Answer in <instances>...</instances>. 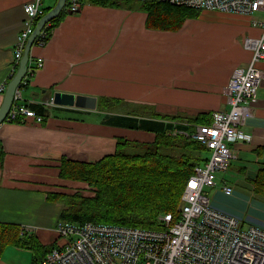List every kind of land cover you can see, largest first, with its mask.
Returning <instances> with one entry per match:
<instances>
[{
  "label": "crops",
  "instance_id": "0c3cea01",
  "mask_svg": "<svg viewBox=\"0 0 264 264\" xmlns=\"http://www.w3.org/2000/svg\"><path fill=\"white\" fill-rule=\"evenodd\" d=\"M29 1L0 0V85L12 73ZM205 16L172 32L149 29L146 12L87 3L79 14L63 18L45 46L32 47V61L43 59L44 66L29 77L24 100L41 105L57 92L97 98L145 95L143 102L162 115L226 112L232 74L253 58L245 39L259 38L262 31L251 24V16L216 11ZM256 67L264 70V61ZM48 110L43 123L29 118L25 124L0 125V222L33 227L30 233L50 248L61 243L57 225L64 205L49 195L86 187L61 179L58 161L96 162L115 153L119 136L151 140L153 135L101 124L96 111ZM241 129L251 139L232 143L236 159L217 174L216 187L206 194L215 210L245 228L264 230V84L253 116ZM35 262L32 250L15 246L0 258V264Z\"/></svg>",
  "mask_w": 264,
  "mask_h": 264
},
{
  "label": "built area",
  "instance_id": "2783aa9c",
  "mask_svg": "<svg viewBox=\"0 0 264 264\" xmlns=\"http://www.w3.org/2000/svg\"><path fill=\"white\" fill-rule=\"evenodd\" d=\"M84 0H67L66 11L77 14ZM135 2L158 1L186 6L199 11H216L251 16V24L261 29L259 38H246L245 46L253 51L246 68L234 70L226 88L230 106L228 112H216L210 125H198L194 132L184 133L206 145L209 160L195 168L188 180L180 204V217L172 214L160 217L162 229L134 228L94 222L58 224L61 243L37 264H264V230L243 227L240 220L211 206L207 189L216 187L217 174L229 169L236 159L232 143L250 140L241 128L253 116L258 102V90L264 84V70L256 67L264 61V0H123ZM45 0H31L25 5L26 17L18 35L12 73L0 86L4 95L11 77L16 74L25 46L38 21L46 14ZM49 24L37 37L45 46L50 38ZM44 60L30 58L27 75L33 76L43 68ZM27 76L17 88L12 110L7 121L17 116L43 118L21 101ZM47 108L55 107L54 98L41 102ZM174 134H178L176 131ZM231 188H226L228 194ZM33 227L25 231L33 232Z\"/></svg>",
  "mask_w": 264,
  "mask_h": 264
},
{
  "label": "trees",
  "instance_id": "16d2710c",
  "mask_svg": "<svg viewBox=\"0 0 264 264\" xmlns=\"http://www.w3.org/2000/svg\"><path fill=\"white\" fill-rule=\"evenodd\" d=\"M101 7L119 8L123 0H86ZM48 7L50 12L57 4ZM147 13L149 29L176 31L202 11L166 2H139ZM66 16V11L49 23V33ZM39 41L36 40L35 44ZM122 98L99 97L96 112L101 124L146 132L151 140L119 136L116 151L96 162H84L63 157L58 161L59 177L86 187L71 191H57L50 200L64 205L61 220L94 222L134 228L162 229L160 217L172 214L180 217V204L188 180L196 167L210 158V150L201 142L186 136L198 125H210L212 114L193 117L162 115L151 105L140 104L134 109ZM43 118L49 117L47 107L30 104ZM124 107V108H123ZM10 123L25 124L29 118L17 116ZM178 132V135L173 133ZM184 132V133H181ZM1 148V144H0ZM1 150V149H0ZM9 246L32 250L35 264L42 261L53 247L40 243L35 234L21 225L0 222V258Z\"/></svg>",
  "mask_w": 264,
  "mask_h": 264
},
{
  "label": "water",
  "instance_id": "95a60500",
  "mask_svg": "<svg viewBox=\"0 0 264 264\" xmlns=\"http://www.w3.org/2000/svg\"><path fill=\"white\" fill-rule=\"evenodd\" d=\"M66 3L67 0H58L54 9H52L39 20L33 34L30 36L24 51V55L20 60L18 70L9 82L3 97V102L0 106V125L6 122L12 110L15 92L20 83L27 76L31 57V49L35 45L37 37L47 24H49L62 13ZM53 98L55 104L62 107H75L82 110L96 111L98 106V98L93 96H77L74 94L57 92Z\"/></svg>",
  "mask_w": 264,
  "mask_h": 264
},
{
  "label": "rangeland",
  "instance_id": "374dc122",
  "mask_svg": "<svg viewBox=\"0 0 264 264\" xmlns=\"http://www.w3.org/2000/svg\"><path fill=\"white\" fill-rule=\"evenodd\" d=\"M55 2H56V0H45V5L46 6H48V7H51V6H54L55 5ZM87 3H89V2H87L86 0H84L83 1V5H82V8H81V10L77 13V14H79L81 11H82V9H83V7H84V5L85 4H87ZM179 6V5H178ZM186 7V6H185ZM116 8V7H115ZM189 8V7H188ZM54 9V8H53ZM119 9H123V10H131V11H133V12H145V10L142 8V6L140 5V3L139 2H135V1H131V2H124L123 3V6L122 7H119ZM63 10H65L66 11V7L63 9ZM199 11V10H198ZM209 12V11H208ZM47 13H49V12H47L46 11V14ZM45 14V15H46ZM207 14V11H202L201 12V17L200 18H202V16H204V17H206L205 15ZM44 15V16H45ZM66 15H76V14H69L67 11H66ZM43 16V17H44ZM194 19H197V18H194ZM198 19H199V17H198ZM39 22V21H38ZM38 24V23H37ZM37 26V25H36ZM47 26V25H46ZM57 28V27H56ZM183 28V27H182ZM181 28V29H182ZM181 29H179V30H176V31H172V32H179ZM53 31H54V29L52 30V31H50L51 32V37H52V35H53ZM27 45V44H26ZM25 48H26V46H25ZM24 51H25V49H24ZM31 58V57H30ZM30 62V61H29ZM18 67H19V65H18ZM17 70H18V68H17ZM16 73V72H15ZM15 75V74H14ZM14 75L11 77V79L14 77ZM29 77H32V76H30L29 74L27 75V78H29ZM11 79L9 80V81H11ZM262 86V85H261ZM260 86V87H261ZM260 87H259V89H260ZM31 91V90H30ZM5 95V94H4ZM4 95H2V96H4ZM120 98H124V97H120ZM258 98H259V90H258ZM126 99V102L127 103H129V108L130 109H134V107H137L138 105H140L141 103L142 104H145L143 101H145V100H147L146 99V97H145V95H143L142 97H140V98H134V99H128V98H124V100ZM124 108V107H123ZM229 110H230V106H229ZM228 110V111H229ZM228 111H226V112H228ZM214 114V113H213ZM212 114V115H213ZM174 134V133H173ZM174 135H178V134H174ZM128 137H132V134H129V135H127ZM232 145V144H231ZM206 146V145H205ZM207 147V146H206Z\"/></svg>",
  "mask_w": 264,
  "mask_h": 264
},
{
  "label": "bare ground",
  "instance_id": "6f19581e",
  "mask_svg": "<svg viewBox=\"0 0 264 264\" xmlns=\"http://www.w3.org/2000/svg\"><path fill=\"white\" fill-rule=\"evenodd\" d=\"M0 86H2V85H0ZM17 94H19V91L16 90L15 95H14V98H16ZM50 99H51V98H50ZM21 101H22L24 104H26L30 110H32L31 107H30V104L26 103V101L24 100L23 97L21 98ZM13 102H14V101H13ZM54 103H55V102H54ZM55 105H56V104H55ZM56 106H57V105H56ZM12 107H13V106H12ZM251 117H252V116H251ZM251 117H249V118H251ZM249 118H248V119H249ZM30 119H34V120H35L34 117H31ZM248 119H247V120H248ZM247 120H246V121H247ZM6 121H7V120H6ZM64 221H66V220H63V221L60 220L59 223H60V222H64ZM68 222H71V223H73V224H80V222H72V221H68ZM59 223H58V224H59ZM87 223H88V222H87ZM81 224H82V223H81ZM23 228L25 229V227H23ZM57 228H58V225H57ZM26 232H28V231H26ZM57 232H58V231H57ZM58 235H59V234H58ZM59 240H60V237H59ZM58 245H59V244L55 245V246L52 248V250H53L55 247H57ZM52 250H51V251H52Z\"/></svg>",
  "mask_w": 264,
  "mask_h": 264
}]
</instances>
